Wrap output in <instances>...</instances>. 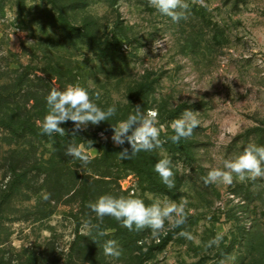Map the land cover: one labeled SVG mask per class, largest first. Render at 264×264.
<instances>
[{
	"label": "rangeland",
	"instance_id": "rangeland-1",
	"mask_svg": "<svg viewBox=\"0 0 264 264\" xmlns=\"http://www.w3.org/2000/svg\"><path fill=\"white\" fill-rule=\"evenodd\" d=\"M186 2L187 19L174 23L148 0H0V74L13 78L16 70L27 68L31 84L37 85L36 73L41 75L51 60H69L88 77L94 88L90 96L99 92V99L126 106L149 101L145 110L158 111L165 136L173 135L171 122L186 109L200 120L184 139L189 155L164 147L157 151L158 158L172 160L170 193L121 163L108 169L109 177L94 181L86 164L57 156L53 175L58 178L49 179L46 189L44 174L29 173L26 185L17 183L12 196L8 133L0 128V264H264V178L241 181L234 175L231 185H206L203 179L249 144L264 146V0ZM66 19L102 40L65 44L61 24ZM118 29L131 42L123 40L120 47L104 39ZM158 39L166 42L154 53ZM145 84L146 97L139 99L136 94ZM135 86L132 94L129 87ZM83 131L97 144L115 145L113 132L99 125ZM81 146L90 158L102 153L96 145ZM51 147L42 146L37 156L44 173ZM78 163L83 164L80 176L89 177L85 186L71 171ZM104 194L132 195L145 204L156 199L179 203L184 197L186 221L176 228L166 221L156 237L148 228L129 231L110 216L100 222L88 204ZM85 221L99 228L83 235ZM217 237L218 245L209 246ZM109 239L118 243V259L104 255L102 245Z\"/></svg>",
	"mask_w": 264,
	"mask_h": 264
},
{
	"label": "clouds",
	"instance_id": "clouds-1",
	"mask_svg": "<svg viewBox=\"0 0 264 264\" xmlns=\"http://www.w3.org/2000/svg\"><path fill=\"white\" fill-rule=\"evenodd\" d=\"M150 6L155 8L161 15L169 17L172 22L178 23L181 19H187L189 8L186 0H148ZM164 39H158L153 42L152 51L155 53L165 44ZM145 53V50L142 49ZM229 83V81H225ZM207 90V89H205ZM100 93L95 94V99H99ZM48 111L41 121H38L41 134L52 136L59 134L66 135L62 124L72 121L75 125L72 135L87 128L89 124L99 125L103 121H108L116 115L115 104L102 109L90 96L87 88L80 84H68L63 90L56 87L51 88L46 96ZM134 113L127 119L119 121L117 125H112L113 143L122 146L127 143L131 147L123 148L118 153L121 160L131 159L141 151L151 152L161 148L163 143L160 139L163 125L158 119V111L155 109H144L139 105L135 106ZM200 120L196 112L184 110L179 118L171 122V130L174 133L168 139L178 144L181 139H188L192 136L194 130L199 127ZM65 155L81 161L83 164L90 163L89 156L84 152L82 146L69 144L65 150ZM155 172L160 176L163 184L169 189L175 187L174 172L172 160L169 157L159 159L154 165ZM237 177L243 181L245 179L264 178V146L249 144L243 152L234 159L223 161L222 168H212L206 177L204 183L214 184L217 182L231 185L233 178ZM49 197L46 195L45 199ZM188 201L181 197L180 202L159 199L151 204H145L144 200L132 195L114 196L104 194L98 197L95 202L88 204L89 209L95 213L97 219L103 222L105 216L113 217L129 231L151 229L153 237L159 235L165 228V222L168 221L172 228L183 225L186 221L185 207ZM99 228V225H92L91 221H85L82 226V234H90L91 228ZM99 235H110L106 231L99 232ZM180 235L191 239L192 237L181 232ZM219 243V237L209 242L211 244ZM105 256L118 259L121 250L115 239H109L102 245Z\"/></svg>",
	"mask_w": 264,
	"mask_h": 264
},
{
	"label": "trees",
	"instance_id": "trees-1",
	"mask_svg": "<svg viewBox=\"0 0 264 264\" xmlns=\"http://www.w3.org/2000/svg\"><path fill=\"white\" fill-rule=\"evenodd\" d=\"M56 6V4H54ZM24 6L22 10H24ZM61 24V35L64 39L65 44L75 46L78 41H84L82 43H88L89 45L99 44L103 36H98L93 32L85 31L82 28H77L71 26V22L66 19ZM110 44L121 45L124 43L131 42V38L125 34L122 29L115 30L111 34V38H104ZM88 41V42H86ZM99 46V45H98ZM27 68L22 71H15L16 75L13 78H8L4 74H0V128L7 131L5 136V142L8 145V152L11 154L10 167L11 172L15 176L14 186H10V192H15L14 189L17 187V183L26 185V181L29 179L28 174L34 173V177L40 178V175L44 174L42 179V184L44 189H46V183L49 179H56L53 173H56L55 167H57L54 158L57 156L63 160L65 163H73L76 159L66 156L65 150L69 144H75L78 146L84 145L90 148L91 145L98 146L102 153L99 156L90 158V163H87L86 169L94 175V181L98 178L109 177V170L113 168L114 165L119 163L120 166L127 168L128 170H133L139 175L145 177V181L149 184H155L156 187H160L162 192L170 193L168 188L161 181L160 176L155 172L154 165L160 159L158 158V149L147 152L141 151L136 154L131 159L121 160L118 153L122 151L123 148H128L131 151L130 145L125 142L122 146L110 145L108 143L97 144L96 137H88L89 134L83 130L76 133V136L72 135V130L75 125L72 121H68L61 125L66 131V135L61 136L59 134H54L52 136L41 134L40 128L38 126V121H41L48 111V106L46 103V96L49 94L51 88L56 87L59 90H63L68 84H80L81 86L88 89L89 93L94 90L88 85V77L82 75L83 71L77 66H73V62L67 60L66 62L62 60L54 61L51 60L46 68L43 69L41 75L36 73V81L39 84H34L30 77ZM39 72V71H37ZM35 82V81H34ZM147 84L141 85V88L137 92V97L139 99L146 97ZM132 94L136 90L135 87H129ZM149 92V91H148ZM93 101L102 109L113 105L114 103L106 98L95 99V96L91 95ZM149 101L144 102V109L148 106ZM116 115L110 118L108 121H103L99 124V130H105V132H113L112 125L115 126L119 121L127 119L130 114L134 113V106H126L116 104ZM141 107V106H140ZM141 107V108H143ZM171 116L176 115L170 112ZM174 134V133H173ZM17 138L16 142L12 138ZM169 136L163 134L160 135L163 143L161 148H167L172 153H180L182 155H189L191 150L186 146L184 139L178 144L172 143ZM22 141V142H20ZM50 144L51 147V158L46 161L47 167H49L48 172L44 173L41 171L43 164L39 162L37 156L39 150L42 146ZM61 153V154H60ZM60 154V155H59ZM29 155V159L28 156ZM31 155L35 157V160L31 159ZM82 163V162H81ZM123 164V165H122ZM83 164L79 163L74 165L72 173L74 174V180L81 179V185L83 186L89 184V177L84 174L83 177L80 176V169ZM25 167V170L20 171ZM89 169V170H88ZM109 169V170H108ZM20 171L21 173H17ZM16 172V173H15ZM60 175V173H59ZM23 179V180H22ZM8 186V185H7ZM25 187H22V189ZM76 189V188H75ZM74 189V190H75ZM21 190V189H20ZM11 193L8 194V198ZM54 201L59 200V196H52ZM37 215L38 212H35ZM45 216L46 214H42ZM49 215V214H47ZM46 215V216H47Z\"/></svg>",
	"mask_w": 264,
	"mask_h": 264
}]
</instances>
